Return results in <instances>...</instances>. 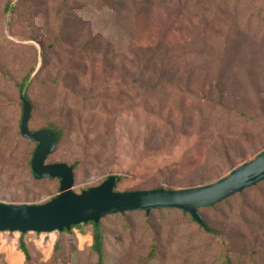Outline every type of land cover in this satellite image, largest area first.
Returning <instances> with one entry per match:
<instances>
[{"label":"rangeland","instance_id":"obj_1","mask_svg":"<svg viewBox=\"0 0 264 264\" xmlns=\"http://www.w3.org/2000/svg\"><path fill=\"white\" fill-rule=\"evenodd\" d=\"M234 1L0 0V73L9 76H0V202L59 194L60 179H36L28 166L36 146L21 134L13 85L26 78L29 126L64 130L47 163L75 165L77 193L111 175L118 192L198 187L255 159L264 150L263 1L241 0L238 12ZM104 4L115 13H98ZM60 8L67 37L54 47ZM200 92L257 121L219 117L195 100ZM200 211L215 233L177 209L102 218L108 264H136L153 247L155 264H219L222 250L264 263V182ZM91 230L0 232V264H69L72 254L95 264Z\"/></svg>","mask_w":264,"mask_h":264},{"label":"water","instance_id":"obj_2","mask_svg":"<svg viewBox=\"0 0 264 264\" xmlns=\"http://www.w3.org/2000/svg\"><path fill=\"white\" fill-rule=\"evenodd\" d=\"M22 136L35 143L31 169L36 179H60L59 194L41 204L0 202V232L49 233L70 230L89 222L99 223L106 216L134 211L177 209L190 214L204 229L208 224L200 209L264 181V150L255 159L233 169L227 176L207 185L185 189L155 188L128 192L115 190L119 175H111L101 184L77 193L73 190L75 168L64 162L47 163L58 148L59 135L48 129L31 130L32 107L22 97Z\"/></svg>","mask_w":264,"mask_h":264},{"label":"trees","instance_id":"obj_3","mask_svg":"<svg viewBox=\"0 0 264 264\" xmlns=\"http://www.w3.org/2000/svg\"><path fill=\"white\" fill-rule=\"evenodd\" d=\"M199 1H201V0H199ZM231 1L232 0H220L221 6L223 7V9H228L229 8V4H230ZM240 1L241 0H235L234 1L233 9H235L236 12H238ZM262 1L263 2H262V5L260 6L258 14L261 15L264 18V0H262ZM112 8H114V6H110V4H104V5H100L99 9L97 11H98V13H100L102 15H105V13H107L108 11L110 13H115ZM6 10L7 11L13 10V6L12 5H7ZM58 19H59V28H58V34H57V36L55 38L54 47H62L66 43L65 40H66V37H67V33H66L67 27H66V24H65V17H63L62 14H61V8L58 11ZM0 76H2L3 78L9 79V76H8L7 73H4V72L0 73ZM13 85L16 88H18V91H19V93L21 95V103L20 104H21L22 112H23L22 97L27 99L26 90L28 89V87L30 85V79L26 78L21 83H13ZM208 96L209 95H207L205 92H200V93L195 94V98H196L195 100L198 103H202V104H204L206 106H211V108L214 111H216L215 113H217L219 115V117H224L225 115L234 116V117H236L238 119H241V121L244 122V124L246 126L250 125V124L254 125V123L257 121L256 117L249 116L244 109H237V108H235L233 106L227 105L225 103L223 97H221V98H219V100L215 101V100H213V98H210ZM80 98H82L80 94H75L74 99L76 101H79ZM82 100H83V98L80 101H82ZM31 107H32V105H31ZM32 109H33V107H32ZM42 129H48L51 132L57 133L59 135L58 145L63 143L66 135H65V132H64V130L62 128H60L56 124L50 123V124H48V126L42 128ZM244 129H248V128L244 127ZM1 134H2V131L0 132V135ZM23 139H24V141H27L25 143L34 144L36 146L35 143L25 139L24 137H23ZM28 166H31V161L28 162ZM73 166L75 168V165H73ZM262 182H264V181H262ZM253 187H255V186H253ZM250 188H252V187H250ZM243 192H240V193H237V194L241 195V194H243ZM237 194H235V195H237ZM235 195H233V196H235ZM233 196H231V197H233ZM229 198H227V199H229ZM227 199H225V200H227ZM120 215L123 216V217L126 216L125 213H122ZM202 216H203V214H202ZM89 226H91V228H92V230H91L92 242H91V245L89 246V253H90L91 256L96 257L97 261H96L95 264H108V257H107V254H106V247H107V233H106V230H105V228H104V226H103L101 221L99 223L89 222ZM77 227L78 226H72V228L70 230H72L74 228H77ZM205 230H206V232H209V233H215V230L212 229L209 226V224H208V229H205ZM64 231H69V230H64ZM21 247L23 248V251H24V253L26 255L27 263H28V261H30V255H29V252L27 250V247L24 245V243L22 241H21ZM70 257H71V262L69 264H78V262L80 260L79 255L72 254ZM156 257H157V250L153 247L152 250L145 257L141 258L136 264H155L157 262V258ZM219 262H220L219 264H240L238 262L237 258L232 257L227 251H223V250L220 253V261ZM248 264H264V263L260 262V261H257V260L249 259Z\"/></svg>","mask_w":264,"mask_h":264}]
</instances>
